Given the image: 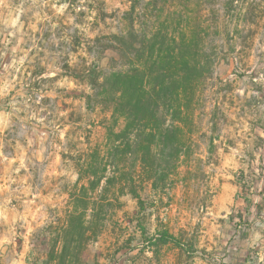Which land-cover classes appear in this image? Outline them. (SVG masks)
Wrapping results in <instances>:
<instances>
[{"label": "rangeland", "instance_id": "rangeland-1", "mask_svg": "<svg viewBox=\"0 0 264 264\" xmlns=\"http://www.w3.org/2000/svg\"><path fill=\"white\" fill-rule=\"evenodd\" d=\"M133 23L200 46L182 114L161 113L182 129L176 156L155 145L165 182L142 165L147 136L111 141V108L87 98L93 70L128 68L111 34ZM163 231L183 246L151 245ZM53 250L51 264H264V0H0V264Z\"/></svg>", "mask_w": 264, "mask_h": 264}, {"label": "trees", "instance_id": "trees-1", "mask_svg": "<svg viewBox=\"0 0 264 264\" xmlns=\"http://www.w3.org/2000/svg\"><path fill=\"white\" fill-rule=\"evenodd\" d=\"M135 11L136 5H133L131 12ZM100 12H104L103 9L97 11V14ZM111 38L112 49L121 57L130 54L132 58L128 68L123 67L110 73H104L96 68L85 76L93 89V93L87 95V98L89 101L94 97L97 100L102 98L100 103L111 108L112 115L116 117L114 124L109 127L108 135L111 141L118 142L124 139L122 134L130 138L129 135L132 133L130 129L133 132L135 130L140 132L135 138V144L138 143L140 134L147 136L140 144L142 165L149 177H156L157 182H165L169 174L159 173L158 168L161 164L155 155L157 148L155 145L161 143L163 149L172 150L171 156H176L179 153L177 132H181L182 129L177 120L163 126L161 113L163 107H167L174 115L182 114L180 98L182 95L187 96L188 90H193L191 85L198 82L202 73L200 69H203L197 59L198 54L196 56L194 52L190 55L187 51L195 48L194 51L198 53L200 46L183 30L174 28L169 32L164 24L142 32L136 29L133 23L125 30L111 34ZM196 76L198 78L194 80ZM185 81L189 83L183 86ZM120 119L126 121L127 130L116 131ZM115 151L119 152L118 149ZM89 171L91 173L90 168L87 172ZM91 174L93 177L97 175L96 172ZM91 183L95 185L97 182ZM150 243L183 246L181 240L168 231H163L158 237L150 239ZM57 258L53 250L46 264L55 262Z\"/></svg>", "mask_w": 264, "mask_h": 264}, {"label": "clouds", "instance_id": "clouds-1", "mask_svg": "<svg viewBox=\"0 0 264 264\" xmlns=\"http://www.w3.org/2000/svg\"><path fill=\"white\" fill-rule=\"evenodd\" d=\"M74 179V178H73ZM262 258H264V257H262Z\"/></svg>", "mask_w": 264, "mask_h": 264}]
</instances>
